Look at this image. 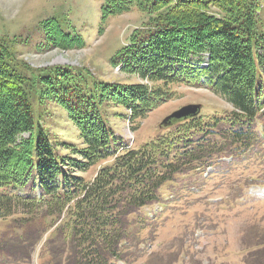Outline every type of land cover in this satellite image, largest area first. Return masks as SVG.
<instances>
[{
    "label": "trees",
    "instance_id": "obj_1",
    "mask_svg": "<svg viewBox=\"0 0 264 264\" xmlns=\"http://www.w3.org/2000/svg\"><path fill=\"white\" fill-rule=\"evenodd\" d=\"M263 6L264 0H105L101 29L134 7L151 15L112 59L138 79L133 82L98 79L85 65L33 67L17 55L21 39L0 37V221L8 219L14 233H0V255L31 262L44 242L40 253L48 260L41 264L131 261L137 250L122 242L141 241L140 230L130 234V227L146 221L145 207L164 201V186L222 154H234L236 163L245 154L264 159ZM41 27L45 50L86 45L55 18ZM206 55L204 68L186 63ZM183 86L208 89L233 109L206 106L199 116L162 126L155 137L127 148L110 124L114 109L128 111V123L137 128ZM51 107L62 116L52 118ZM55 120L77 136L61 137ZM241 193L237 187L222 205ZM35 217L40 224L27 228ZM246 262L264 264V246Z\"/></svg>",
    "mask_w": 264,
    "mask_h": 264
},
{
    "label": "rangeland",
    "instance_id": "obj_2",
    "mask_svg": "<svg viewBox=\"0 0 264 264\" xmlns=\"http://www.w3.org/2000/svg\"><path fill=\"white\" fill-rule=\"evenodd\" d=\"M104 3L105 0H0V37L17 36V40L21 39L15 49L17 55L33 67L85 65L98 79L136 81L138 79L125 75L120 67L114 66L112 59L128 43L131 33L146 23L151 15L134 7L129 12L111 17L101 29ZM260 14L264 19V10ZM51 18L62 22L65 31L72 34L78 32L86 40V45L76 49L54 46L45 50L41 26ZM177 90L179 94L149 113L137 128L128 123V111L121 107L115 108L110 115L111 126L124 142L135 140L133 146H139L163 131L161 121L181 104L189 101L202 103L219 112L233 109L225 99L208 89L183 86ZM52 110H55L52 118L62 116L59 108L51 107ZM54 129L61 137L77 136L76 129L67 128L58 120H55ZM259 177L263 178V182L259 183H264V163L254 157L230 168L218 169L207 179L194 184L184 181L186 190L180 192L178 199L157 221L141 230L140 237L148 242L147 248L137 251V259L135 256L131 258L132 264L151 259L171 264H245L246 251L264 238V198L245 197L236 203H222L237 187L247 190L249 183ZM168 188L164 186L163 191L171 193ZM212 197L226 200L213 203L209 199ZM163 205V202L159 204L160 207ZM25 217L30 218V215ZM39 224L40 220L35 217L25 226ZM12 231L8 219L0 221V233L8 232L11 236L14 234ZM43 243L36 248L31 262L13 261L11 256L7 258L3 253L0 264H41L48 260L40 253ZM135 247L133 245L132 249Z\"/></svg>",
    "mask_w": 264,
    "mask_h": 264
},
{
    "label": "water",
    "instance_id": "obj_3",
    "mask_svg": "<svg viewBox=\"0 0 264 264\" xmlns=\"http://www.w3.org/2000/svg\"><path fill=\"white\" fill-rule=\"evenodd\" d=\"M202 105L201 104H188L180 109L174 111L172 114L168 115L162 122L164 125L171 124L174 121L188 118V117H194L199 115L201 112Z\"/></svg>",
    "mask_w": 264,
    "mask_h": 264
}]
</instances>
